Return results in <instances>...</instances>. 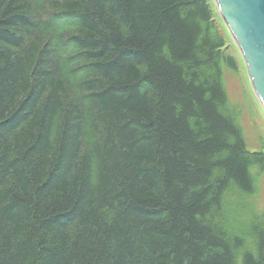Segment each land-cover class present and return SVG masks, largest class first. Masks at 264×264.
Wrapping results in <instances>:
<instances>
[{"label":"trees","instance_id":"1","mask_svg":"<svg viewBox=\"0 0 264 264\" xmlns=\"http://www.w3.org/2000/svg\"><path fill=\"white\" fill-rule=\"evenodd\" d=\"M225 27L213 0H0V264H264Z\"/></svg>","mask_w":264,"mask_h":264},{"label":"water","instance_id":"2","mask_svg":"<svg viewBox=\"0 0 264 264\" xmlns=\"http://www.w3.org/2000/svg\"><path fill=\"white\" fill-rule=\"evenodd\" d=\"M264 108V0H214Z\"/></svg>","mask_w":264,"mask_h":264},{"label":"rangeland","instance_id":"3","mask_svg":"<svg viewBox=\"0 0 264 264\" xmlns=\"http://www.w3.org/2000/svg\"><path fill=\"white\" fill-rule=\"evenodd\" d=\"M218 9V7L216 6ZM228 47L233 52L238 68L228 70L224 75V84L232 108L237 113V121L241 127L243 136L252 153L264 154V108L251 87L247 68L239 48L232 40L227 27L224 28ZM257 193L250 200L258 206L257 214L264 215V170L258 171L256 175ZM252 208V205H251ZM264 219V218H262ZM260 219V223L263 222Z\"/></svg>","mask_w":264,"mask_h":264}]
</instances>
